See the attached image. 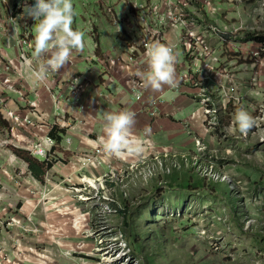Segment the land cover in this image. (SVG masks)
Wrapping results in <instances>:
<instances>
[{
	"label": "rangeland",
	"instance_id": "1",
	"mask_svg": "<svg viewBox=\"0 0 264 264\" xmlns=\"http://www.w3.org/2000/svg\"><path fill=\"white\" fill-rule=\"evenodd\" d=\"M199 1L207 6V0ZM72 3L78 23L80 15L83 17L90 11L98 19L103 17L104 30L105 26L112 27L108 10L115 11L110 20L123 17L130 0H72ZM226 3L227 10L233 9ZM235 9L241 13L242 21L240 16H235L232 25L243 24L245 45L243 58H238L235 64L243 65L251 62L252 51L264 48L259 41L264 38V0H243ZM109 37L111 40L112 35ZM111 42L117 46L119 40ZM5 52L8 58L16 56L12 43ZM68 68L71 67L68 65ZM80 70L77 67L76 71ZM94 71L96 68L90 73ZM260 73L262 96L245 98L242 105L252 116L257 109L253 107L254 100L259 102L260 108L264 106V66L260 67ZM60 74L61 87L55 89L47 79V88L36 81L34 91L31 90L36 93L40 88L46 89L51 112L43 111L34 98L36 112L15 111L22 119L27 113H40L39 117L35 116L43 123L44 132L39 133V127L34 130V122L29 118L26 129L35 133H28L20 125L10 133L8 122L7 126H0V139L6 142L0 144V264H264V143L251 136L242 140L236 126H230L236 109H230L226 117L222 114L223 123L218 128H206L204 122L202 125L204 118L198 102H192L184 114L177 115L185 120L181 121L185 127L181 133L192 135L189 151H181V147L173 145V141H177H171L169 135L167 140L165 136L162 141L155 138L152 124L133 129L136 133L150 126L155 151H161L162 147L176 149L181 166L173 167L170 173L159 169L151 177L149 168L138 156L125 159L109 156L108 164L115 169V174L105 176L103 192L93 191L91 198L84 199L82 192L76 189L81 171L76 158L72 164L76 169L74 175L65 170V165L71 160L69 155L75 157L79 152L93 150L89 145L92 142L89 137L93 136L89 131L79 132L83 119L67 118L65 100L71 99L75 104L72 106L79 107V104L71 93L72 86H64L63 78L71 76L67 71ZM76 78L83 82L91 77L84 74L72 77L74 81ZM54 90L56 101L52 97ZM167 98L171 100L173 96ZM118 109L116 107L113 113ZM190 117L195 118L191 123L187 121ZM168 118L176 124L180 122L172 116ZM53 121L55 123L50 125ZM49 126H55L56 134L70 129L75 131L70 132L71 135L77 132L86 135L89 144L77 146L69 134L57 144L61 147L56 146V153L48 156L49 161L38 156V161L49 163L44 181L40 182L31 175L28 164L15 150L34 157L33 148L28 150L27 139L34 141L36 136L43 139L49 135ZM198 134L203 144L211 139L218 145L213 149L204 144L205 151H199ZM104 135L100 134L95 141L97 147ZM181 153L187 154V161ZM207 163L213 164L215 169L206 168ZM110 168L101 169L104 173ZM47 183L55 187L50 188ZM84 195L89 197V194ZM103 195L115 201H106ZM124 240L131 249L123 250Z\"/></svg>",
	"mask_w": 264,
	"mask_h": 264
},
{
	"label": "built area",
	"instance_id": "2",
	"mask_svg": "<svg viewBox=\"0 0 264 264\" xmlns=\"http://www.w3.org/2000/svg\"><path fill=\"white\" fill-rule=\"evenodd\" d=\"M226 2L233 7L236 18L240 16L242 21V15L235 7L241 5L243 0H207V6L199 0H130L128 10L122 15L123 17L113 20H110V16H114L115 11L108 10L109 21L119 40L117 54L104 51L98 55L104 31L101 21L103 17L98 19L94 13L85 12L84 32L90 39L91 45L88 50L84 41L82 50L85 49L86 52L82 56L87 57L86 71L90 72L96 68L101 82L94 83L86 78L83 82H78L79 77L76 78L70 84L73 98H76L74 99L80 106L83 98L95 97L112 103L114 93L121 91L130 95L131 99L139 104L140 112L145 111L150 117L155 118L159 117L161 106L168 102L166 94H179L184 90H189L192 92L190 98L201 106L204 118L202 125L204 122L206 128L220 127L222 114L228 115L232 108L241 109L245 98L262 96L260 67L264 66L262 56L264 49L262 48L252 51L250 63L241 65L237 62L235 64L238 58L244 56L243 44L240 40L244 26L242 23L232 25L235 16L230 17L232 13L229 10L233 11V9L228 8L227 10ZM30 3L29 0H12V2L0 0V43L2 42V48H0V114L10 123L11 132L14 131V127L20 125L28 133H34L26 129L28 117L22 119L23 117L10 106L12 101L10 95L14 94L26 100L24 110L36 112V103L31 98L32 93L25 85L26 80L35 79L32 74L35 68L33 65L29 68L26 63L34 56L35 43L33 26L36 21L24 14V7ZM86 3L88 2H83V4ZM101 4L99 1L98 6L100 7ZM10 43L16 48L14 58H8L5 52L10 48ZM153 43H160L173 49L176 55L175 86L167 85L165 92L160 91L157 94L147 95L150 89L142 87L136 73L148 71L149 58L146 52ZM79 54L81 50L72 51L67 63L69 67L76 68V58ZM47 58V55L43 57L45 60ZM143 59L146 66L142 65ZM118 71L124 78L122 83H115L114 72ZM60 72V70L49 71L46 80L38 82L47 88L48 79L55 89L61 87ZM85 82L86 85L83 84ZM113 86L117 88H112ZM52 97L56 101L55 90ZM39 114L35 115L39 117ZM253 117L256 120L255 127L241 139L248 140L251 136L264 143V106L261 108L260 105L257 106ZM194 119L190 117L187 121L191 123ZM11 123L14 124L11 125ZM54 123L55 121L50 125ZM230 126H236L234 120L231 121ZM49 127L51 130L55 129V126ZM134 134L144 141L145 151L138 157L141 163L149 168L151 177L159 169L162 173H170L173 167L181 166L178 160L179 152L176 149L162 147L161 151H155L156 147L151 136L145 137L143 130L136 131ZM198 136L196 142L199 151L204 152V144L199 134ZM27 140L28 150L31 148L34 150L32 155L36 158L42 156L47 158V161H49L48 156L54 153L58 144L47 134L41 140L37 136L34 141ZM1 142L6 144L5 140L0 139V144ZM183 156L187 161V154L184 153ZM108 157L109 155L103 151L101 145L98 147L95 145L92 151L79 152L75 156L81 170L79 186L76 189L82 192L84 199L91 198L93 191L97 194L100 191L103 192L107 182L105 176L115 174V169L108 164ZM98 166L111 168L99 176L94 173L87 175L83 172L87 168L97 169ZM84 193L89 194V197H86ZM103 197L106 201H115L108 197L105 198V195ZM122 243L125 244L124 251L130 248L125 240Z\"/></svg>",
	"mask_w": 264,
	"mask_h": 264
},
{
	"label": "clouds",
	"instance_id": "3",
	"mask_svg": "<svg viewBox=\"0 0 264 264\" xmlns=\"http://www.w3.org/2000/svg\"><path fill=\"white\" fill-rule=\"evenodd\" d=\"M24 14L36 21L33 26L34 56L26 63L29 68H32L34 62L38 65L32 70V74L37 81L44 82L49 71L60 70L69 62L73 50H82L84 33L72 27L75 16L72 0H32L24 7ZM240 40L245 49L242 35ZM45 55L48 57L46 60L43 59ZM146 55L149 58L148 71L136 73L142 87L153 91H159L165 85L174 87L176 55L173 49L170 46L153 43L148 47ZM262 56L264 57V54ZM257 103L254 100V108ZM222 120L221 116V123H223ZM232 120L235 121L236 130L245 137L256 125L255 118L242 108L236 111ZM135 123L136 114L132 111L106 113L104 115L105 135L99 140L103 151L117 159L142 155L145 145L144 141L134 134ZM151 133L150 126L143 129L145 137L150 136ZM194 133L197 134V132ZM207 166L214 168L212 164ZM212 171L215 172L214 169Z\"/></svg>",
	"mask_w": 264,
	"mask_h": 264
},
{
	"label": "crops",
	"instance_id": "4",
	"mask_svg": "<svg viewBox=\"0 0 264 264\" xmlns=\"http://www.w3.org/2000/svg\"><path fill=\"white\" fill-rule=\"evenodd\" d=\"M29 1L32 2V0H29ZM234 16H235V11L233 9V13L231 14L230 17L233 18ZM74 18L75 19H73L72 27L75 28L76 30L82 31L84 33V41H85L86 45L88 46V50H90L91 41L86 36V34L84 32L85 16L82 17L80 15L81 21L79 23L77 22L75 16H74ZM110 34L112 35L111 40L118 39L114 29L112 27H110L109 25L105 26L104 31H103V38L100 41V49L97 52L98 55H100V53L104 52V51H107V52L112 53V54H117L119 52L118 47L114 46L112 44L110 37H109ZM85 52H86L85 49L81 50V54H79V56L76 58L77 59L76 68H74V67L68 68V65L66 64L62 69H60V71H62V72L67 71L68 75L71 76L70 79H64L63 78L65 88L69 87L70 84L74 82V80L72 79V76H76L78 74H81V75L84 74V75L90 76L92 79L86 78L88 81H92L94 83H100L101 82V77L99 76L97 71H94L95 72L94 74H91L90 72L86 71V69L88 68V66H87L88 64H86L87 57L82 56L83 53L85 54ZM142 65L146 66L144 59L142 60ZM33 67L37 68L38 65L36 63H34ZM77 67H79L81 70L76 71ZM114 80L116 81L115 83L124 82V78L121 75L120 71L114 72ZM34 82H36V81L33 78H30V79L25 81L26 88H28V90H30V92L32 93L31 98H34L37 101L39 107L43 111L51 112L52 111V104H51V100L49 99V95L47 94V92L43 88L38 89L36 93L32 92V91H34V87H33ZM83 84L86 85V82ZM112 88H117V86H113ZM166 90H167V85L163 86L161 88V90H159V91H153L150 89L149 94H147V95L157 94V93H160V91L165 92ZM191 94H192V92L189 90H184L183 92H181L179 94H177V93L166 94L165 97H166V100L168 102L161 106V109H160L161 113H160L159 117H157V118H151L149 116V114L145 111L140 112L139 111V104L137 102L133 101L131 99L130 95H128L124 92H121V91H119L117 94L114 93V96L112 98L113 99L112 103H109L107 101H104L102 99L95 98V97L94 98H83L81 100L82 105L81 106L79 105V107H77V106H72L75 104L71 101V99H66L65 101H66L67 106L65 107V113H66L67 118H69V119L79 117V118L84 120L83 124L79 125L80 126L79 130L81 129L79 132H84V131L88 132L89 131V133L92 134V136H93V138L89 137V139H91L92 142L96 145L95 141H98L97 140L99 138L98 136H100V134L101 135L105 134L104 133V115L108 112L113 113L114 109L116 107L120 108L117 110L118 112H121L122 109L126 108L127 111H132L136 114V123H135L133 129H137L139 127H142L143 125L152 124V126L154 127V132H155L154 137L155 138L162 141L164 136H165V139L167 140V137L169 135L171 141H173V140L177 141V143L173 141V145H175L179 148L181 147V151L182 150L184 151V149L189 151L190 150L189 145L193 143V139L191 137L192 135L189 134V136H187L184 132L181 133L185 127L181 123V121L183 119L177 118V115L184 114V110H186L187 107L192 102H196L195 100L193 101L192 98H190ZM168 96H173V98L171 100H169L167 98ZM10 98H12L10 106L14 111L21 112L25 108L24 100L22 98H19L18 96L14 95V94L10 95ZM113 104H116V105L110 106ZM256 105L259 106L260 105L259 102ZM24 116H27L29 119L33 120L34 130H36L39 127V129H37V131L39 133L44 132V128L41 126L43 123L38 121V119L36 118V116L34 114L27 113ZM169 116H172L175 120H178L180 122H177V124H176L175 122H173L172 120H170L168 118ZM50 119H51V117H50ZM199 127H200V124H199ZM62 129L67 130L65 128H62ZM139 129H141V128H139ZM70 132H73V131H71L69 129L66 133L64 132L62 140H64L65 136H68L70 134ZM79 132H77L74 135L70 134L71 135L70 137L75 139L74 141L76 142V144H78L77 146H80V145L84 146L87 143L86 135H81ZM10 133H11V131H10ZM73 133H75V131ZM92 142L90 144L87 143L90 145V149H93L95 146L92 144ZM204 144H205V146L209 145L210 148H213V149L215 148L213 146L218 145L217 142H215L211 139H209L208 141L205 140ZM77 146H75V147H77ZM60 147H58L57 149H59ZM210 148H209V150H210ZM54 153H56V152H54ZM181 154H184V153H181ZM74 158H75L74 156L69 155V159H71V160H70V162L66 163L67 164V165H65L66 169L62 167L66 171H69L70 173H72V175H74L73 173L76 171L75 167H73V165H72L74 162ZM101 168H98V167H97V169L87 168L83 172L86 173L87 175L94 173L95 175L99 176L101 173H103L104 168L103 169H101ZM48 185H50V188L55 187V184L49 183Z\"/></svg>",
	"mask_w": 264,
	"mask_h": 264
},
{
	"label": "trees",
	"instance_id": "5",
	"mask_svg": "<svg viewBox=\"0 0 264 264\" xmlns=\"http://www.w3.org/2000/svg\"><path fill=\"white\" fill-rule=\"evenodd\" d=\"M252 37V35H251ZM247 39V37H246ZM260 43L264 44V38L259 39ZM244 49V48H243ZM8 125L7 121L3 119L2 115L0 114V126ZM56 129H53L49 132V135L56 140L57 143H60L63 139L64 131H61L60 134H56ZM15 154L19 156L22 160H24L28 164V170L30 171L31 175L40 182L44 181V177L46 176L47 169H49V163L46 161H38L37 158L32 157L29 153L23 152L22 150H15ZM209 164V163H207ZM213 165V164H212ZM214 169L215 166L213 165ZM127 217H125V220ZM148 257V256H147Z\"/></svg>",
	"mask_w": 264,
	"mask_h": 264
},
{
	"label": "bare ground",
	"instance_id": "6",
	"mask_svg": "<svg viewBox=\"0 0 264 264\" xmlns=\"http://www.w3.org/2000/svg\"><path fill=\"white\" fill-rule=\"evenodd\" d=\"M107 262L109 261V260H106Z\"/></svg>",
	"mask_w": 264,
	"mask_h": 264
}]
</instances>
